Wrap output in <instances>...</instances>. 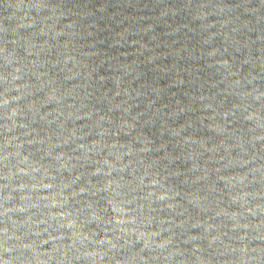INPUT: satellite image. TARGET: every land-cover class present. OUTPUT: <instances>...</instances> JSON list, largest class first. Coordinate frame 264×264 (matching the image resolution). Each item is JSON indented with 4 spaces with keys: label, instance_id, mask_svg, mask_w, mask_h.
Here are the masks:
<instances>
[{
    "label": "water",
    "instance_id": "obj_1",
    "mask_svg": "<svg viewBox=\"0 0 264 264\" xmlns=\"http://www.w3.org/2000/svg\"><path fill=\"white\" fill-rule=\"evenodd\" d=\"M0 264H264V0H0Z\"/></svg>",
    "mask_w": 264,
    "mask_h": 264
}]
</instances>
